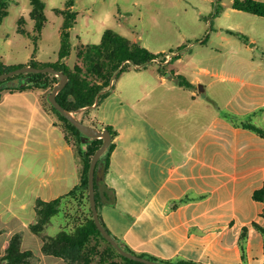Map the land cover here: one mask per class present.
<instances>
[{"label":"crops","instance_id":"obj_1","mask_svg":"<svg viewBox=\"0 0 264 264\" xmlns=\"http://www.w3.org/2000/svg\"><path fill=\"white\" fill-rule=\"evenodd\" d=\"M228 32L241 33L250 41L242 31L229 29ZM41 49L36 60L43 62L39 58ZM169 70V75L180 74L177 67ZM157 77L167 83L164 72L160 71ZM116 80L106 89L109 93L105 114L102 103L89 108L95 110V122L112 125L117 131L108 171L105 172L104 166L98 170V176L103 179L98 208L109 232L136 253H148L164 260L264 264L263 235L253 224L255 221L264 224L261 215L264 203L253 198L255 189L264 185V172L260 173L264 162L258 168L248 166L253 157L264 159V136L243 124L250 121L264 128V83L249 80L243 84L226 104L231 116L223 115L213 100L219 110L211 109L209 121L194 135L193 143L184 145L183 140L175 142L173 137L182 138L183 132L189 130L184 117L191 108L198 109V116L206 112L205 107L199 108L206 106L199 98L200 90L191 91V99L185 104H174L179 124L175 129L168 117L161 127L142 115L123 96V85H118ZM190 83L191 86L179 83L178 86L190 90L195 86L194 82ZM113 89L121 99L119 105L110 94ZM43 92L42 88L4 89L0 98V132L10 139L7 146L15 147L17 152L21 148L53 155L37 175V189L31 190L27 185L19 204L12 200L0 210V257L13 234L20 231L22 249L33 251L35 264H69L63 257L45 253L42 237L30 227L37 221L39 198L53 200L78 184L77 147L67 139L59 124L60 117L53 104L42 96ZM20 172L19 169V176ZM71 180L74 186L62 192L60 187ZM243 192L251 206L248 211L238 206ZM28 193L33 199L27 197ZM48 224L44 233L57 234L47 233ZM244 226L249 228L245 259L239 244Z\"/></svg>","mask_w":264,"mask_h":264},{"label":"rangeland","instance_id":"obj_2","mask_svg":"<svg viewBox=\"0 0 264 264\" xmlns=\"http://www.w3.org/2000/svg\"><path fill=\"white\" fill-rule=\"evenodd\" d=\"M43 1L47 22L39 39V47L42 48L39 58L48 62L58 59L61 47L64 17L56 9L67 7L69 0ZM7 3V15L0 23V60L7 64L30 62L34 50L33 38L20 33L18 27L19 20L23 17L26 21L24 28L34 33L35 21L30 16L32 0H7ZM73 9L78 12V16L77 22L71 28L73 50L66 60L72 66L77 61L76 48L83 43H99L107 29H114L133 40L136 39L153 52L174 53L175 57L165 64L160 62V58L148 63L146 67L143 66L141 70L136 69L133 64L115 78L118 85H123L122 93L129 103L135 104L142 115L155 121L157 125L165 126L168 117L173 128L177 129L178 113L174 104H185L186 100L191 99V91H199L201 84L206 87L205 92L199 93V98L207 106L199 108L205 107L206 112L203 116H198V109L191 108L190 113L184 117L189 130L183 132L182 138L173 137L175 142L183 140L184 145L193 143L194 135L209 121L210 113H213L211 111L219 110L213 105V100L219 104L223 115L229 116L230 110L226 104L243 84L249 80L264 83V18L235 9L232 0H75ZM229 29L242 31L250 41L228 32ZM38 54L39 51L36 56ZM179 59L182 61L178 63ZM176 67L184 78L194 82L195 88L189 90L178 86L175 74V77L169 75V69L175 70ZM161 70L168 77L167 83H162L157 77ZM149 84L151 88H148ZM42 89V96L52 105L49 95L53 88ZM246 89L249 92L250 89ZM110 94H113V101L119 105L121 99L114 94V89ZM107 96L101 99V110H104V114ZM253 100L256 101L257 98ZM117 107L115 106L116 109ZM199 111L201 112L200 109ZM94 112V109L85 108L77 111V114L87 122H95ZM59 124L66 132L67 139H71L77 147L79 183L84 170L80 154L82 146L78 137L60 118ZM8 140L10 139L6 133L1 131L0 210L12 200L19 204L27 185L35 191L39 183L37 175L44 162L53 158L46 151L34 153L19 148L17 152L15 147L7 146ZM263 162L264 159L253 157L248 166L258 168ZM98 169L101 170L102 166ZM263 172L264 170L260 171ZM74 184L71 180L60 188L62 192H66ZM14 193L17 194L15 198L12 197ZM30 194H26L28 198L32 197ZM238 206L242 210H250L246 192L240 195ZM91 211L89 198L68 196L63 200L61 211L48 224L47 233L55 234L64 227H74ZM106 245V241L101 239L100 249H104Z\"/></svg>","mask_w":264,"mask_h":264},{"label":"trees","instance_id":"obj_3","mask_svg":"<svg viewBox=\"0 0 264 264\" xmlns=\"http://www.w3.org/2000/svg\"><path fill=\"white\" fill-rule=\"evenodd\" d=\"M74 3L75 0H69L67 7L56 9V11L64 17L61 28V47L58 60L53 62H41L36 60L35 56L39 49V39L41 38L42 30L47 22V16L44 1L32 0L30 16L35 21L34 33H30L24 28L23 24L26 21L23 17L20 18L18 27L20 33L28 34L33 38L34 50L32 58L30 62L19 64H7L3 60H0V74L25 65L39 67L53 65L55 68L65 71L70 77L67 85L58 93L57 99L63 106L75 111L85 107L89 109L96 103L97 106H99L102 97L108 95L109 90L106 91V89L112 84L113 79L119 77L123 71L130 69L133 63L136 64L138 68L143 66L146 67L148 63L155 61L156 58H160L163 62L166 52H153L138 41L114 29H107L99 43L81 44L77 48V61L73 66L70 65L66 59L70 57L73 50L71 28L77 22L78 16V12L73 9ZM7 4V0H0V23L7 15ZM233 7L264 17L263 0H234ZM237 35L245 38L241 33H237ZM130 60L133 63L130 62ZM161 72L163 71L161 70ZM173 74L175 73L173 72ZM175 76L180 85L191 86L190 81L184 78L182 74H177ZM13 77H20L22 78V82L25 83H21L17 87H5L4 89L24 90L35 87L53 88L60 79L59 76L50 72H27L16 74ZM3 82L4 81L0 82V84ZM4 89L0 90V98ZM52 107L60 119L64 121L67 127L78 137L79 143L82 146L80 148V154L84 162V170L80 182L68 193L50 201L41 198L37 200V221L32 223L30 227L33 232L42 237L44 242L43 251L47 254L63 257L69 264H146L122 255L103 236L96 225L93 211L85 218L80 219L74 227H64L55 235H46L44 233L46 225L51 221L53 216L61 211V205L66 197L72 196L78 199L89 198L88 179L91 160L96 150L103 144L102 138H91L89 141L84 142L82 139L84 133L54 105H52ZM233 116L237 118V116ZM80 119L85 123L99 128H108L114 137L117 134V131L112 125H100L97 122H87L83 117H80ZM243 124L264 136V128L250 121H244ZM114 147L115 142H112L109 148L100 157L97 170H99L98 167L101 165L104 166L105 172L108 171L110 156ZM102 180L103 179L98 175L96 176L95 187L98 206L101 204L102 200L100 193V184ZM253 198L264 203V185L255 189ZM261 215L264 217V209ZM253 224L262 233L264 240V224H260L256 221ZM248 232L249 228L244 226L239 239L244 259L246 257L245 247ZM22 238L23 234L20 231L13 234L9 246L6 248L3 256L0 257V264H35L33 261V251L23 250L21 248ZM115 238L118 240L117 237ZM101 239L105 240L107 243L104 249H100L99 247ZM119 242L125 249L136 253L125 242ZM140 254L151 259L174 264H204L186 259H180L178 261L164 260L148 253Z\"/></svg>","mask_w":264,"mask_h":264},{"label":"water","instance_id":"obj_4","mask_svg":"<svg viewBox=\"0 0 264 264\" xmlns=\"http://www.w3.org/2000/svg\"><path fill=\"white\" fill-rule=\"evenodd\" d=\"M130 62H132L130 60ZM133 63V62H132ZM134 64V63H133ZM136 67L137 65L134 64ZM27 72H50L57 76H59V81L54 85L52 92L49 95V100L51 103L59 110L61 111L65 117H67L78 129H80L84 135L82 137L84 142L89 141L91 138H102L103 144L96 150L94 153L90 169H89V198H90V204L93 211V217L96 222V225L102 232L103 236L124 256L144 262L146 264H174V263H168L164 261H159L155 259H151L145 256H142L139 253L131 252L127 249H125L121 243L109 232V230L105 227L103 224V220L99 213V208L97 204L96 199V187H95V181L96 176L99 174V171L97 170V165L100 157L105 153V151L109 148L113 141V135L111 131L108 128H99L93 125H90L88 123H85L80 119V117L77 114V111L79 110H70L63 106L57 99L58 93L67 85V83L70 80L69 75L60 69L55 68L53 65H47V66H34V65H25L22 67H18L16 69L10 70L8 72L0 74V82L4 81L0 84V90L4 89L5 87H17L22 82V78L20 77H13L16 74L20 73H27ZM200 92L205 91V86L203 84L199 87ZM97 103L93 106H96ZM88 108V107H85ZM84 108V109H85Z\"/></svg>","mask_w":264,"mask_h":264},{"label":"built area","instance_id":"obj_5","mask_svg":"<svg viewBox=\"0 0 264 264\" xmlns=\"http://www.w3.org/2000/svg\"><path fill=\"white\" fill-rule=\"evenodd\" d=\"M175 57V55H174V53H170V52H168V53H166V55H165V57H164V61L162 62V61H160V62H162L163 64H165V63H167V62H169L170 60H172L173 58ZM114 80V79H113ZM113 82V81H112Z\"/></svg>","mask_w":264,"mask_h":264}]
</instances>
